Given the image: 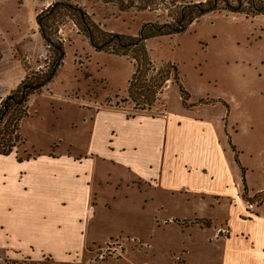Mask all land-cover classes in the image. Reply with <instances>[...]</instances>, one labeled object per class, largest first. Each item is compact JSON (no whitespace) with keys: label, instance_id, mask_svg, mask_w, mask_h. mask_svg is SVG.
Listing matches in <instances>:
<instances>
[{"label":"crops","instance_id":"1","mask_svg":"<svg viewBox=\"0 0 264 264\" xmlns=\"http://www.w3.org/2000/svg\"><path fill=\"white\" fill-rule=\"evenodd\" d=\"M41 4L0 0V21L16 28L0 24L4 97L27 75L17 52L31 70L43 67L40 31H24L52 1ZM64 27L83 38L74 25ZM51 83L28 102L29 114L42 99L54 116L58 108L51 129L41 119L33 137L22 133L33 157L19 162L16 153L0 155V264L1 257L69 264L132 238L145 248L108 264H175L177 256L184 264H264V208L250 216L243 202L264 190V165L237 167L223 112L204 116L181 104L165 115L129 114L119 102L106 107L67 98ZM238 92L264 97V89ZM43 142L48 149L35 150Z\"/></svg>","mask_w":264,"mask_h":264},{"label":"rangeland","instance_id":"2","mask_svg":"<svg viewBox=\"0 0 264 264\" xmlns=\"http://www.w3.org/2000/svg\"><path fill=\"white\" fill-rule=\"evenodd\" d=\"M51 1L53 3L56 0H42L41 8ZM75 1L93 15L97 23L105 25L106 29L113 33L137 35L143 23L165 19L162 11L120 13L116 8H106L94 0ZM176 1L200 3L207 0ZM11 22L5 18L1 19V28L15 30V25H10ZM195 23L194 27L190 26L182 35L149 40L147 48L150 57L158 67L164 63H171L176 67L184 88L191 95V102H214L212 105L191 111L201 110L200 115L204 116H218L219 112H223L226 123L231 125L230 130L233 129L230 132L233 138L232 151L235 162H239L235 163L239 169L242 162L249 166L259 162L264 165V97H243L238 92V88L242 86L249 87L250 92L264 89V14L247 18L231 13H215ZM66 24L72 25L71 22ZM70 29L64 27L63 31L60 29L59 32L65 45L64 58L62 65L54 69L50 90L65 94L64 96L70 99L78 98L85 103L98 102L106 107H117L116 103L119 102L118 107L133 114V105L123 102L126 97L125 87L132 75L131 62L123 57L96 52L84 37L76 38ZM26 30L30 31V35L39 30L37 17L27 22L24 31ZM3 37L11 40L7 34ZM29 44L33 45L34 42L31 40ZM17 56L25 60L23 54L17 52ZM53 59L44 47L37 60L43 65L39 70L49 68ZM7 97L0 94V105ZM180 107L179 90L170 81L158 105L146 112L156 116L165 115L167 110L173 112ZM227 107L232 109L229 117ZM54 108L55 116L44 99L33 105L30 109L31 118L22 124V133L33 137L34 127L42 125L41 119L43 126L51 129L58 113V108ZM27 144L32 145L29 142ZM34 148L45 151L48 144L38 143ZM24 150L33 152L27 145L15 152L20 157H25ZM243 202L248 214L254 216L264 208V190L256 196L245 195ZM251 205L253 207H250ZM202 222L203 225L208 224ZM221 234L224 235L223 232ZM145 246L142 241L133 238L116 239L96 249L88 255V259L69 264H108L127 259L132 252L142 250ZM1 258L3 264H54L50 258L40 263L28 259ZM175 264H178L176 259Z\"/></svg>","mask_w":264,"mask_h":264},{"label":"trees","instance_id":"3","mask_svg":"<svg viewBox=\"0 0 264 264\" xmlns=\"http://www.w3.org/2000/svg\"><path fill=\"white\" fill-rule=\"evenodd\" d=\"M94 1L106 8H116L120 13L162 11L165 19L143 23L137 35L118 34L97 23L94 16L76 4L75 0L53 2L37 16V23L44 46L54 59L46 70L33 71L23 58H19L27 75L19 87L0 105V155H11L27 145V140L21 132V124L30 116L28 102L32 96L40 95L46 90L52 81L54 69L63 63L65 45L59 32L61 27L67 25L66 23L71 22L77 28L78 34L84 37L96 52L123 57L131 62L133 73L128 81L123 102L133 105L135 112L154 109L169 81H172L179 90L182 107L191 111L194 108L212 105L214 102L204 100L191 102V95L184 88L176 67L171 63H164L158 67L150 57L147 41L182 35L193 23L215 13H231L247 18L264 14L262 0H207L200 3L195 1L179 3L176 0ZM24 152L25 157H20L16 153L19 162L33 157L26 150Z\"/></svg>","mask_w":264,"mask_h":264},{"label":"built area","instance_id":"4","mask_svg":"<svg viewBox=\"0 0 264 264\" xmlns=\"http://www.w3.org/2000/svg\"><path fill=\"white\" fill-rule=\"evenodd\" d=\"M250 207H253L252 205ZM220 232H226L224 229L220 230ZM181 256L176 257V260L178 261V264H184V261L181 259Z\"/></svg>","mask_w":264,"mask_h":264},{"label":"water","instance_id":"5","mask_svg":"<svg viewBox=\"0 0 264 264\" xmlns=\"http://www.w3.org/2000/svg\"><path fill=\"white\" fill-rule=\"evenodd\" d=\"M55 71H53V73H54Z\"/></svg>","mask_w":264,"mask_h":264}]
</instances>
